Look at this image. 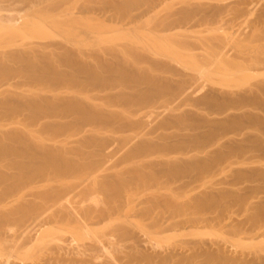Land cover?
Instances as JSON below:
<instances>
[{
	"label": "rangeland",
	"instance_id": "374dc122",
	"mask_svg": "<svg viewBox=\"0 0 264 264\" xmlns=\"http://www.w3.org/2000/svg\"><path fill=\"white\" fill-rule=\"evenodd\" d=\"M211 1L0 0V202L10 198L0 212L37 222L22 232L27 221L5 215L2 264H264V47L236 59L246 47L230 44L221 56L228 26L213 30L212 19L240 11L241 0ZM263 6L248 37H264ZM120 50L146 60L134 71ZM33 136L52 156L66 149L52 162L65 168L49 167ZM58 196L66 203L53 205Z\"/></svg>",
	"mask_w": 264,
	"mask_h": 264
},
{
	"label": "bare ground",
	"instance_id": "6f19581e",
	"mask_svg": "<svg viewBox=\"0 0 264 264\" xmlns=\"http://www.w3.org/2000/svg\"><path fill=\"white\" fill-rule=\"evenodd\" d=\"M147 1L149 2V0H147ZM172 1H173V0H172ZM209 1H211V0H209ZM233 1H234V0H233ZM237 1H238V0H237ZM241 1H242V0H241ZM241 1H239L240 3L238 2V4H240V5H238L237 3H236V4H237L238 6H237L236 4H235V5H236V8L240 6L238 9H240L241 12H242L241 9H242L243 7H245V9L243 8V9H244V12H242V14H241L242 16H241V15L237 16V12L240 13V11H234V10H233L236 14L233 13V11H230V14H231V12H232V14L236 15V16H235L236 19H235V17H233V15H231V16H232V19H231V18H230V14H229V17H228V18H230V19H228L227 17H225V15H223L224 13L222 14V13L220 12V15H218L219 13H217V15L219 16V18L223 16L222 18H220V19H222V20H218L219 18H218V16L215 14V16L217 17V20H218V21H213V20H215V19L213 18V19H212V24H211V23H208V25L211 24L210 28H211L212 25H213V27H212L211 29H213V28H215V29L218 28V29H219V28H220L221 31L223 30V33H224V30H227V29H226V28H225V29H224V28L221 29V28L224 27V26H226V25L228 26V31H226L227 33L225 32V34H226L225 37H228V38H227V40H226L225 45H223V50H222L221 47H219V49H220L219 52H220V53H221V51L223 52V53H221V56H225V55L227 54V53H225V51H224L225 49H224V48H226V46H228V45H230V44H233L234 48L237 49V50H239L240 46H244V48L246 47V49H245L244 52H242V53H235L234 58H236V59H237V58H244V57H245V58H249V57L256 58V57H258V56L261 54L262 49H263V47H264V37H262V36H261V37H258V38H255V37H254V38H253V37H248L249 34H248V35L245 34V33H246L245 29H246V27H248V22L250 21L249 18H250V16L252 15L251 13L254 12L255 7H257V5H258V3H259L260 0H245V1H243V5H244V6H241V3H242ZM179 2H180V1H179ZM186 2H187V1H186ZM213 2H214V1H213ZM213 2L211 1V3H213ZM216 2L218 3V1H215L214 3H216ZM220 2H222V0H221ZM150 3H151V5H152V2H150ZM158 3H160V2H158ZM164 3H165V2H164ZM166 3H168V2H166ZM177 3H178V2H177ZM217 3H216V4H217ZM222 3H223V2H222ZM222 3H218V5L220 4L219 7H224V6H225V5L223 6ZM225 3H226V2H225ZM229 3H230V2H229ZM153 4H154V3H153ZM207 4H210V3H207ZM223 4H224V3H223ZM226 4H227V3H226ZM231 4H232V3H231ZM154 5L157 6V4H154ZM154 5H153V6H154ZM162 5H163V4H162ZM162 5H161V6H162ZM193 5H194V4H193ZM196 5H197V4H196ZM213 5H214V4H213ZM213 5H209V7L207 6L208 9H212V8H210V6L213 7ZM218 5L215 6L216 8H214V7H213V8L216 9V10L221 9V8L218 7ZM221 5H222V6H221ZM227 5H228V4H227ZM199 6H200V5H199ZM229 6H230L231 8H232V6L234 7L233 4H232V5H228V7H229ZM164 7H165V6H164ZM195 7H196V6H195ZM207 7H206V8H207ZM230 7H229V8H230ZM263 7H264V6H263ZM154 8H155V7H154ZM185 8H186V7H185ZM152 9H153V8H152ZM152 9H151V10H152ZM181 9H182V8H181ZM186 9H187V8H186ZM191 9H192V8H191ZM194 9H195V8H194ZM214 9H213V11L215 12ZM225 9H226L225 11L228 10V9H227V6H226ZM151 10H150V12L152 13ZM154 10H155V9H154ZM157 10H158V9H157ZM159 10H160V9H159ZM221 10H222V9H221ZM229 10H232V9H229ZM229 10L227 11V16H228V12H229ZM255 10H256V9H255ZM160 11H161V10H160ZM185 11H186V10H185ZM213 11L210 10L209 13L212 14V15H208V17H209L208 19H209L210 21H211V16H214V15H213V14H214ZM225 11H224V12H225ZM256 11H257V10H256ZM261 11H262V9H261ZM261 11H260V12H261ZM193 12H194V11H193ZM198 12H199V11H198ZM198 12H197V13H198ZM204 12H205V11H204ZM212 12H213V13H212ZM217 12H219V10H218ZM140 13H141V12H140ZM157 13H159V12H157ZM194 13H196V12H194ZM197 13H196V14H197ZM201 13H202V12H201ZM206 13H207V12H206ZM209 13H207V14H209ZM147 14H149V13H147ZM175 14H177V13H175ZM182 14H183V16H185L186 13H182ZM202 14H203V13H202ZM207 14H206L205 16H207ZM221 14H222V16H221ZM262 14H264V9H263ZM262 14H260V17L262 16ZM138 15H139V14H138ZM172 15H173V14H172ZM193 15H194V14H193ZM203 15H204V14H203ZM244 15H245V16H244ZM128 16H129V15H128ZM143 16H144V15H143ZM145 16H146V15H145ZM157 16H158V15H157ZM177 16H178V15H177ZM187 16H188V15H187ZM197 16H198V15H197ZM166 17H169V16H166ZM166 17H165L164 19L167 20L168 18H166ZM173 17H174V16H173ZM188 17H189V16H188ZM194 17H195V16H194ZM216 17H215V18H216ZM258 17H259V16H258ZM136 18H137V16H136ZM136 18H135V19H136ZM141 18H143V17H141ZM141 18H140V19H141ZM151 18H152V17H151ZM177 18H178V17H177ZM177 18H174L175 20H173V21H174V22L177 21V20H176ZM195 18H197V17H195ZM200 18H201V17H199V19H200ZM202 18H203V16H202ZM262 18L264 19V17H262ZM155 19H156V16H155ZM158 19H159V18H158ZM158 19H157V20H158ZM179 19H180V18H179ZM197 19H198V18H197ZM204 19H205V18H204ZM208 19H205V22H206V20H208ZM223 19H224V20H223ZM259 19H260V18H259ZM143 20H144V19H143ZM147 20H148V19H147ZM149 20H151V19H149ZM149 20H148V21H149ZM180 20H181V19H180ZM182 20H184V19H182ZM200 20L203 21L202 19H200ZM200 20H199V23L196 22V24L198 23V24L200 25L201 23H203V22L200 23ZM144 21H145V20H144ZM144 21H141V22H144ZM178 21H179V20H178ZM178 21H177V23H178ZM186 21H188V19H187ZM194 21H195V20H194ZM197 21H198V20H197ZM260 21H261V20H260ZM141 22H140V23H141ZM149 22H150V21H149ZM149 22H148V23H149ZM180 22H181V23H180ZM190 22H192V21L190 20ZM190 22H189V23H190ZM154 23H155V22H154ZM157 23H159V22H157ZM165 23H167V22H165ZM182 23H184V22H183V21H179V23H178L179 25H173V22H172L171 24L173 25V27L180 26V24H181V25L183 26L182 29H184V26L187 25L188 22H187L186 24L184 23L185 25L182 24ZM138 24H139V23H138ZM150 24H151V23H150ZM160 24H161V21H160ZM163 24H164V23H163ZM167 24H168V23H167ZM167 24H166V25H167ZM171 24H170V26H172ZM174 24H175V23H174ZM194 24H195V23H194ZM198 24H197V25H198ZM206 24H207V22H206ZM206 24H204V26H205ZM222 24H223V25H222ZM145 25H146V24H145ZM145 25H144V26H145ZM148 25H149V24H148ZM157 25H158V24H157ZM157 25H156V26H157ZM164 25H165V24H164ZM166 25H165V26H166ZM201 25H202V24H201ZM221 25H222V26H221ZM144 26H143V27H144ZM156 26H154V28H155ZM165 26H164V27H165ZM193 26H194V25H193ZM195 26H196V25H195ZM227 26H226V27H227ZM158 27H161V25L158 26ZM158 27H157V28H158ZM166 27H167V26H166ZM173 27H172V28H173ZM180 27H181V26H180ZM185 27H186V26H185ZM187 27H189V26H187ZM208 27H209V26H208ZM152 28H153V27H152ZM167 28H168V27H167ZM203 28H207V27L205 26V27H203ZM210 28H209L208 30H210ZM169 29H171V27H169ZM169 29H168V30H165V31L168 32ZM176 29H177V27H176ZM191 29H192V26H191ZM144 30H145V28H144ZM152 30H153V29H152ZM157 30H159L158 32H160V29H157ZM162 30H163V28H162ZM172 30H174V29H171V31H172ZM199 30H200V29H199ZM213 30H214V29H213ZM213 30H211V31H213ZM146 31H147V30H146ZM155 31H156V29H155ZM184 31H185V30H184ZM194 31H195V30H194ZM211 31H210V32H211ZM221 31H220V32H221ZM139 32H140V31H139ZM143 32H144V31H143ZM173 32H174V31H173ZM216 32H217V33H220V32H218V31H216ZM150 33H151V32H150ZM153 33H154V32H153ZM184 33H185V32H184ZM184 33H183V36H184ZM217 33H215V34L218 35ZM178 34H179V33H178ZM213 34H214V32H213ZM213 34H212V37H213ZM140 35H141V34H140ZM140 35H139V36H140ZM142 35H143V34H142ZM149 35H150V34H149ZM157 35H158V34H157ZM166 35H167V34H166ZM168 35H169V34H168ZM168 35H167V36H168ZM181 35H182V33H181ZM187 35H190V34H187ZM198 35H199V34H198ZM220 35H221V33H220ZM154 36H155V35H154ZM158 36H161V34H159ZM167 36H166V37H167ZM169 36H170V35H169ZM178 36H179V35H178ZM185 36H186V35H185ZM203 36H204V35H203ZM203 36H202V37H203ZM209 36H210V35H209ZM214 36H215V35H214ZM223 36H224V35H222L221 37H223ZM142 37H143V36H142ZM144 37H145V36H144ZM152 37H153V36H152ZM156 37H157V36H156ZM172 37H173V36H172ZM190 37H191V36H190ZM204 37H205V36H204ZM206 37H207V35H206ZM212 37H211V38H212ZM216 37H217V39L220 38L219 36H216ZM225 37H224V38H225ZM140 38H141V36H140ZM150 38H151V36H150ZM150 38H149V39H150ZM161 38H162V37H161ZM170 38H171V37H170ZM173 38H174V37H173ZM175 38H176V37H175ZM149 39H148V40H149ZM162 39H163V38H162ZM177 39H178V38H177ZM181 39H182V38H181ZM183 39H184V38H183ZM183 39H182V41H183ZM212 39H215V38H212ZM225 39H226V38H225ZM141 40H142V39H141ZM141 40H140V41H141ZM145 40H146V39H145ZM145 40H144V41H145ZM148 40H147V41H148ZM171 40H172V38H171ZM205 40H208V39H205ZM133 41H134V40H133ZM147 41H146V42H147ZM152 41H153V40H152ZM168 41H169V39H168ZM168 41H167V42H168ZM178 41H179V40H178ZM182 41H181V42H182ZM187 41H188V39H187ZM208 41L211 42V40H208ZM213 41H215V40H213ZM154 42H155V40H154ZM179 42H180V41H179ZM141 43L144 44L143 40L141 41ZM152 43H153V42H151V44H152ZM124 44L126 45L127 43H124ZM124 44H121V45H124ZM142 44H141V45H142ZM153 44H154V43H153ZM181 44H182V43H181ZM181 44H180V45H181ZM223 44H224V43H223ZM132 45H133V43H132ZM146 45H147V44H146ZM147 46H148V45H147ZM152 46H153V45H152ZM220 46H221V45H220ZM125 47H126V46H125ZM130 47H132V49L134 48V46H130V45H129V49H128V50H132ZM139 47H141V46H139ZM139 47H138V48H139ZM149 47H150V46H149ZM115 48H116V47H115ZM145 48H146V46H145ZM147 48H148V47H147ZM147 48H146V49H147ZM117 49H118V48H117ZM122 49H123V50H122ZM122 49H121L122 51L127 50V48L124 50V47H123ZM135 49H136V51H137V47H136ZM135 49H134V52H135ZM146 49H145V50H146ZM150 49H151V48H150ZM118 50H119V49H118ZM121 50H120V51H121ZM140 50H141V49H140ZM140 50H139V54H140L142 51H144V50H142V51L140 52ZM115 51H117V50H115ZM115 51H114V52H115ZM122 51H121V53L119 52V54H121L122 56H120L119 54H118V55H119L120 57H123L122 59H124V60H126L125 58H127V60H128L129 62L127 63V61H126V63L129 64L130 61H131V59H129V58L131 57V55H130L129 58H128V57H125V58H124V56H123V54H122V53H123ZM235 51H236V50H235ZM128 52H129V51H128ZM128 52H126V56H127ZM132 52H133V51H132ZM144 52H145V51H144ZM144 52H142V53H144ZM148 52H149V51H148ZM155 52H156V51H155ZM236 52H237V51H236ZM136 53L138 54V52H136ZM142 53H141V54H142ZM216 53H217L216 55L219 54L218 52H216ZM129 54H130V53H129ZM137 54H136V55H137ZM139 54L137 55L138 58L143 57V55L141 56V54H140V56H139ZM145 54H147V53L145 52ZM145 54H144V55H145ZM150 54H152V53L150 52ZM150 54H149V56H150ZM113 55H115V53H114ZM113 55H111V56H113ZM118 55H117V56H118ZM134 55H135V54H134ZM147 55H148V54H147ZM214 55H215V54H214ZM214 55H213V56H214ZM36 56H37V55H36ZM36 56H35V58H36ZM96 56H97V55H96ZM117 56H116V57H117ZM119 56H118V57H119ZM145 56H146V55H145ZM219 56H220V54H219ZM30 57H31V56H30ZM30 57L28 58V60L25 61V63H26L25 66H26L27 69H30V68L34 69L33 67H35V66L38 64V63L35 64V61H36L37 58H36L34 61H32V60L30 59ZM216 57H217V56L211 57V59H213V58L216 59ZM131 58H132V60H133V58L136 59V57H134L133 54H132V57H131ZM138 58H137V59H138ZM148 58H149V57L147 56V59H148ZM150 58H151V56H150ZM153 58H154V57H153ZM218 58H219V57H218ZM29 59H30V60H29ZM114 59H115V58H114ZM141 59H142V58H141ZM219 59H220V58H219ZM92 60H93V59H92ZM102 60H103V59H102ZM144 60H146V59H143L142 61H144ZM152 60H153V59H152ZM99 61H100V59H99ZM120 61H121V59H120ZM134 61L137 62V65H136L137 67H138V65H140V64L142 63L141 60H139V62H138L137 60H134ZM134 61H133L132 63H134ZM140 61H141V62H140ZM148 61H149V60H148ZM154 61H155V62H154L155 65H157V64L159 63V62L156 63V60H154ZM94 62H95V61H94ZM97 62H98V61H97ZM117 62H118V61H117ZM121 62H122V61H121ZM121 62H119V64H122V65H123V64L125 63V62H122V63H121ZM95 63H96V62H95ZM101 63H102V62H101ZM101 63H100V64H101ZM132 63H130L131 66H130V65H129V66L134 70L133 67H136V66H133V65H135V63H134V64H132ZM139 63H140V64H139ZM143 63H144V62H143ZM145 63H146V61H145ZM145 63H144V65H145ZM147 63H148V62H147ZM162 64H163V63H162ZM122 65H121V67H122ZM149 65H150V64H149ZM155 65H154V66H155ZM129 66H128V67H129ZM132 66H133V67H132ZM146 66H147V65H146ZM164 66H165V65H164ZM164 66H163V68H164ZM114 67H115V65H114ZM124 67H125V65H124ZM149 67H150V66H149ZM167 67H168V66H167ZM116 68H117V67H116ZM122 68H123V67H122ZM125 68H126V67H125ZM141 68H142V65H141ZM141 68H139V69H141ZM150 68L154 69L155 67H150ZM157 68H158V67H157ZM161 68H162V66L160 65V69H161ZM136 69H137V68H136ZM143 69H144V68H143ZM152 69H151V70H152ZM168 69H169V68H167V71H168ZM88 70H89V69H88ZM109 70H110V69H109ZM121 70H122V69H121ZM124 70H125V69H124ZM133 70H131V69L129 68L128 71H129V73H130V71L133 72ZM147 70H148V68L145 69L144 71L147 72ZM155 70H158V69L155 68L154 71H155ZM161 70H162V69H161ZM169 70L172 71V69H169ZM83 71H84V70H83ZM94 71H95V70H94ZM125 71H126V70H125ZM134 71H135V70H134ZM140 71H141V70H140ZM140 71L137 70L136 72H139V74H140ZM167 71L165 70V73H166ZM171 71H170V72H171ZM173 71H174V70H173ZM120 72H121V71H120ZM158 72H161V71L158 70ZM162 72H163V71H162ZM76 73H77V72H76ZM100 73H101V72H100ZM125 73L128 74V72H125ZM141 73H142V72H141ZM171 73H172V72H171ZM174 73H177V72L175 71ZM74 74H75V73H74ZM86 74H87V73H86ZM94 74H95V73H94ZM133 74H135V73L133 72ZM136 74H137V73H136ZM160 74H162V73H160ZM172 74H173V73H172ZM122 75H123V74H122ZM155 75H156V74H155ZM162 75H163V74H162ZM85 76H86V75H85ZM135 76H136V75H135ZM170 76H171V75H169V77H170ZM125 77H126V76H125ZM88 78H89V77H88ZM135 78H137V77H135ZM166 78H167V77H166ZM174 78H175V77H174ZM99 79H100V78H99ZM127 80H128V79H127ZM184 88H185V87H184ZM85 93H86V92H85ZM141 93H142V92H141ZM127 94H128V93H127ZM126 96H127V95H126ZM140 96H141V95H140ZM130 97H131V96H130ZM123 98H124V95H123ZM128 98H129V97H128ZM140 98H141V97H140ZM124 99H125V98H124ZM129 100H131V99L129 98ZM140 100H141V99H140ZM143 101H144V100H143ZM141 102H142V101H141ZM142 103H143V102H142ZM76 106H77V105H75V107H76ZM83 106H84V105H83ZM89 106H90V105H89ZM79 107H80V106H79ZM81 107H82V106H81ZM85 107H86V109L88 108V106H86V105L84 106V108H85ZM76 108H78V107H76ZM84 108H80V109H84ZM89 108H90V107H89ZM78 109H79V108H78ZM90 110H93V109L90 108ZM90 110H89V109L86 110L87 113L90 112ZM86 111H85V113H86ZM81 112H82V110H81ZM83 112H84V111H83ZM93 112H94V111H93ZM93 112L91 111V113H93ZM87 113H86V114H87ZM83 114H84V113H82V115H83ZM93 114H94V113H93ZM79 115L81 116V113H79ZM89 115L91 116V118H92V116H94V115H91V114H89ZM85 116H86V115H84V117H85ZM90 116L87 115V118L90 117ZM95 116H96V114H95ZM98 116H99V115H98ZM96 117H97V116H96ZM96 117H94V118H96ZM85 118H86V117H85ZM94 118H92V120H93ZM82 119H83V118H82ZM99 119H100V118H99ZM95 120H96V119H95ZM120 120H121V119H120ZM118 122H119V121H118ZM91 137H92V136H91ZM33 138H34V140L36 139V141L33 140L34 143L32 142V145H34V146H32V147L36 148V149H37L38 151H40L41 153L43 152V154H40V152H38V153H39L40 155L43 156V157H42L43 159L45 158V160H46V159L49 160V161L46 160L47 163H50V162H51L50 164H47V165H49V167H52V166L55 165V164L52 165L53 158L55 159V157L58 156V154H59V156L61 155V157H62V152H64V153H65V152H68V151H66V149H63L64 151H62V149H59V151L61 150V152H59V151H58L59 153L54 152L55 154H53V153L51 152V153L53 154V156H52V155H50V154L48 153L47 150H48L50 147H46V145H44V143H46V142H44L43 138H42V141H43L44 143L41 142V140H40L41 137L39 138V136H33ZM89 138H90V137H89ZM95 140H96V139H95ZM95 140H94V142H95L94 145L96 144V141H95ZM87 141L89 142L90 140H87ZM87 141L84 142V146H85V144H88V143H86ZM42 145H44V146H42ZM92 145H93V144H91V146H92ZM144 145H145V144H144ZM144 145H143V146H144ZM86 146H88V145H86ZM141 146H142V145H141ZM43 147H44V148H43ZM53 147H54V146H53ZM147 147H148V146H147ZM147 147H145V148H147ZM34 148H32V149L34 150ZM45 148H46V150H45ZM56 148H57V147H56ZM56 148H54V149H56ZM61 148H62V147H61ZM36 149H35V150H36ZM57 149H58V148H57ZM35 150L32 152L33 154H34V152H36ZM52 150H53V149H52ZM54 151H55V150H54ZM80 151L82 152L83 150H80ZM15 152H16V151H15ZM49 152H50V151H49ZM81 152L78 151V153H81ZM38 153L36 152V154H38ZM56 153H57V154H56ZM64 153H63V154H64ZM30 154H31V153H30ZM30 154H29V155H30ZM33 154H31L30 156H32ZM71 154H72V153H71ZM54 155H55V157H54ZM68 155H69V154H68ZM30 156H29V158H30ZM32 157L35 158V156H32ZM32 157H31V159H32ZM37 157H39V155H38ZM56 158H59V157H56ZM39 159H40V157H39ZM33 160H34V159H33ZM41 160H42V159H41ZM71 160H72V159H71ZM28 161H30V160H27V161H26V166H27V167H28L29 163L31 162V161H30V162H28ZM42 161H43V160H42ZM58 162H59V161H58ZM61 162H62V161H61ZM68 162H69V161H66V163H65V164H66V167L68 166L67 168H69V167L72 165V164L70 165V162H69V163H68ZM22 163H23V162H22ZM54 163H55V162H54ZM67 163H68L70 166H69ZM27 164H28V165H27ZM30 164H32V163H30ZM56 164L58 165L59 163H56ZM61 164H62V163H61ZM65 164H64V165H65ZM33 165H34V163H33ZM51 165H52V166H51ZM57 165H55L57 168H60V167L62 168V167H64V166H59L60 164H59L58 166H57ZM74 165H75V167H76V164H74ZM74 165H72L71 168H69L70 170L66 168V169H67L66 172H69V171L71 172V170H73V169L75 168ZM20 166H21V165H20ZM30 166H31V165H29V168H30ZM22 167H23V166H21V168H22ZM27 167H24V168H27ZM31 167H32V166H31ZM72 167H74V168H72ZM64 168H65V167H64ZM17 169H18V168H17ZM19 169H20V168H19ZM26 170L28 171V168L25 169V171H26ZM29 170H30V169H29ZM22 171H23V170H22ZM73 171H74V170H73ZM16 172H18V171L16 170ZM56 172H57V171H56ZM76 172H77V171H76ZM2 173H4V172H2ZM30 173H31V172H30ZM63 173H64V172H63ZM74 173H75V172H74ZM4 174H7V173H4ZM8 174H9V173H8ZM23 174H24V173H23ZM92 174H93V173H92ZM71 175H72V174H71ZM75 175H76V173H75ZM90 175H91V174H90ZM83 176H86V175H83ZM68 177H69V175H68ZM89 177H90V176H89ZM89 177H88V179H91V178H89ZM91 177H92V176H91ZM0 178H2V177H0ZM11 178H12V177H11ZM31 178H32V177H31ZM81 178H82V177H81ZM7 179H8V178H7ZM83 179L85 180L86 177H84ZM14 180H15V179H14ZM3 181H4V180H3ZM8 181H9V180H8ZM17 181H18V180H17ZM66 181H68V180H66ZM77 181H78V180H77ZM77 181H76V182H77ZM85 181H87V180H85ZM93 181H94V180H93ZM76 182H75V183H76ZM79 182H82V181H79ZM90 182H91V181H90ZM5 183H6V182H5ZM21 183H22V182H21ZM87 183H88V182H87ZM11 184H12V183H11ZM49 184H51V182H50ZM52 184H53V183H52ZM66 184H67V183H66ZM83 184H85L84 181H83ZM94 184H95V181H94ZM26 185H27V183H26ZM8 186H9V185H8ZM50 186H52V185H50ZM50 186H49V187H50ZM69 186H70V185H69ZM71 186H72V185H71ZM73 186H74V185H73ZM73 186H72V187H73ZM75 186H77V185H75ZM94 186H95V185H94ZM20 187L22 188V186H20ZM45 187H46V186H45ZM59 187H60V186H59ZM76 188H77V187H76ZM80 188H81V187H80ZM48 189H49V188H48ZM48 189H47V190H48ZM67 189H71V188H67ZM73 189H74V188H73ZM73 189H71V190H73ZM9 190H10V189L5 190L6 195H7V194L9 195V193H8ZM37 190H39V189L37 188ZM42 190H43V189H42ZM10 191H13V190H10ZM18 191H19V190H18ZM39 191H41V190H39ZM44 191H46V189H44ZM67 191H69V190H67ZM15 192H16V191H15ZM30 192H31V191H30ZM11 193H12V192H11ZM13 193H14V192H13ZM18 193H19V192H18ZM21 193H22V192H21ZM33 193H34V191H33ZM41 193H42V192H41ZM44 193H45V192H44ZM44 193H43V194H44ZM47 193H48V192H47ZM50 194H51V192H50ZM4 195H5V194H4ZM38 195H39V194H38ZM40 195H41V194H40ZM62 195H63V194H62ZM2 196H3V195H2ZM13 196H15V194H14ZM18 196H19V195H18ZM22 196H24V195H21V197H22ZM26 196H27V195H26ZM53 196H54V195H53ZM11 197H12V196H11ZM33 197H35V195H33ZM33 197H31V198H33ZM58 197H59V196H58ZM67 197H68V196H67ZM67 197H66V198H67ZM29 198H30V197H29ZM31 198H30V200H31ZM59 198H60V199H58V200H59V203H58V200H57V202L55 201L57 204L54 202L53 205L55 204V206H56V205H58V204H60V203H61V205L64 204V203H66L65 201H64V202L61 201V199H63L64 197H61V196H60ZM15 199H16V198H15ZM20 199H21V198H20ZM27 199H28V198H27ZM33 199L35 200V198H33ZM46 199H47V198H46ZM4 200H5V201H7V200L10 201V198H8L7 200L4 198ZM13 200H14V199H13ZM34 200H33V201H34ZM63 200H65V199H63ZM5 201H3V202H5ZM15 201H17V200H15ZM25 201H27V200H25ZM31 201H32V200H31ZM31 201H29V199H28V202H31ZM35 201H36V200H35ZM78 201H79V200H78ZM3 202H0V203L3 204ZM12 202H13V201H12ZM20 202H21V201H20ZM28 202H27V203H28ZM46 202H47V201H46ZM62 202H63V203H62ZM15 203H16V202H15ZM21 203H22V202H21ZM21 203H20V204H21ZM34 203H35V202H34ZM40 203H41V201H40ZM47 203H48V202H47ZM8 204H9V202H8ZM8 204H7V207H8ZM10 204H11V203H10ZM20 204H18V205L21 206ZM22 204H24V202H23ZM37 204H38V203H37ZM0 205H1V204H0ZM12 205H13V204H11V206H12ZM26 205H27V204H25V206H26ZM43 205H44V202H43L42 205L37 206V208L40 207V206H43ZM46 205H49V204H46ZM46 205H45L44 207H46ZM50 205H52V203H51ZM53 205H52V206H53ZM1 206H4V205H1ZM5 206H6V205H5ZM13 206H14V205H13ZM22 206H23V205H22ZM25 206H24V207H25ZM35 206H36V204H35ZM63 206H64V205H63ZM92 206H93V205H92ZM59 207H60V206H59ZM64 207H65V206H64ZM26 208H28V206H27ZM32 208H33V207H32ZM42 208H43V207H42ZM49 208H50V207H48V210H49ZM55 208L57 209V207H55ZM55 208H54V211L56 210ZM65 208H66V207H65ZM78 208H80V207H78ZM1 209H2V207H1ZM24 209H25V208H24ZM40 209H41V208H40ZM40 209H38V210H40ZM50 209H52V208H50ZM58 209H60V208H58ZM81 209L83 210V208H81ZM81 209H80V210H81ZM91 209H92V208H91ZM8 210H9V209H8ZM8 210L6 211V214H7V213H8V214H9V213H10V214H13V213H14L15 216H12V215L9 214L10 217H8V215L5 214V215L7 216V218H6L7 221H8V220H11V218L13 217V218H14V220H12L13 222H11V221H10V222H11V223L16 222V225H18V223H17V222H18V219H16V221H15V217L17 218L18 215L16 216V213L19 212V211H16V213H15V211H13V210H10L9 212H8ZM14 210H15V209H14ZM18 210H20V209H18ZM44 210L47 211V207H46V209L44 208ZM73 210H74V209H73ZM4 211H5V210H4ZM11 211H13V212H11ZM20 211H21V210H20ZM23 211H24V210H23ZM27 211H28V209H27ZM78 211H79V210H78ZM83 211H84V210H83ZM91 211H92V210H91ZM91 211H90V212H91ZM39 212H40V211H39ZM41 212H44V211L42 210ZM50 212H51V211H50ZM73 212H75V210H74ZM73 212H72V213H73ZM2 213H3V212H2ZM19 213H20V212H19ZM21 213H22V212H21ZM25 213H27V212H25ZM25 213H24V214H25ZM28 213H29V212H28ZM31 213H32V212H31ZM34 213H37V212H34ZM44 213H46V212H44ZM44 213H43V214H44ZM75 213H76V212H75ZM75 213H74V214H75ZM78 213H79V212H78ZM88 213H89V212H88ZM43 214L41 213V216H42ZM46 214H47V213H46ZM46 214H44V215H46ZM76 214H77V213H76ZM0 215H1V217H0L1 220H0V221H2V220H6V219H4V218L6 217L5 215H2L1 212H0ZM34 215H35V214H34ZM34 215H33V216H34ZM67 215H68V214H67ZM70 215H71V214H70ZM70 215H69V217H70ZM11 216H12V217H11ZM24 216H26V215H24ZM33 216H32V217H33ZM36 216L38 217V216H40V215L37 214ZM36 216H35L34 218H36ZM46 216H47V215H46ZM50 216H51V215H50ZM75 216H76V215H75ZM77 216H78V214H77ZM85 216H86V215H85ZM88 216H89V215H88ZM18 217L22 218L23 215L20 214V216H18ZM28 217H29V216H28ZM30 217H31V216H30ZM30 217H29L27 220H25L27 217H26V218H22L21 221H22V222L24 221V223H26V221H27V224H24V226H25L24 229L20 228L21 231H22V230H26V229L28 228L27 225H28V224L30 225V223H28V222L30 221ZM72 217H73V216H72ZM72 217H71V218H72ZM8 218H10V219H8ZM20 218H19V220H20ZM34 218H33V220H34ZM40 218L42 219V217H39V218H38L39 221H40ZM43 218H44V217H43ZM73 218H74V217H73ZM73 218H72V219H73ZM75 218H76V217H75ZM90 218H91V216H90ZM36 219H37V218H36ZM36 219H35V220H36ZM44 219H45V218H44ZM49 219H50V217H49ZM31 220H32V219H31ZM35 220H34V221H35ZM46 220H47V219H46ZM76 220H77V219H76ZM76 220H75V222H76ZM84 220H85V219H84ZM84 220H82V221L84 222ZM90 220H92V219H90ZM95 220H96V219H95ZM21 221H20V222H21ZM36 221H37V220H36ZM43 221H44V220H43ZM92 221H94V219H93ZM4 222H5V223H8V222H6V221L0 222V223H4ZM32 222H33V221H32ZM41 222H42V221H41ZM45 222H46V221H45ZM45 222H44V223H45ZM5 223H4V224H5ZM11 223H10V224H11ZM33 223H35L34 225H35V227H36L37 222H33ZM33 223H32L30 226L28 225V226L30 227V229H27L28 231L31 230V229H34V228H35V227L33 226ZM90 223H91V222H90ZM4 224H2V225L0 224V227L3 226ZM14 224H15V223H14ZM14 224H13V225H14ZM19 224H20V223H19ZM40 224H41V223H40ZM77 224H78V223H77ZM20 226H23V225L20 224ZM3 227H4V226H3ZM15 227H16V226H15ZM18 227H19V226H18ZM18 227H17V228H18ZM26 227H27V228H26ZM31 227H32V228H31ZM38 227H39V226H38ZM1 228H2V227H1ZM5 228H6V227H5ZM7 228H8V226H7ZM38 229H39V228H38ZM9 230H10V229H9ZM9 230H7V232H8ZM34 230H36V228H35ZM34 230H32V232H33ZM5 231H6V229H5ZM5 231H3V229H2V233L5 232ZM10 231H11V230H10ZM14 231H15V230H14ZM18 231H19V230H18ZM18 231H15V233L18 232ZM43 231H44V230H43ZM19 232H20V231H19ZM19 232H18V233H19ZM22 232H23V231H22ZM24 232H25V231H24ZM30 232H31V231H30ZM0 233H1V232H0ZM11 233H12V232H11ZM13 233H14V232H13ZM33 233H34V232H33ZM27 234H28V233H27ZM30 234H31V233H30ZM35 234H36V233H35ZM8 235H9V233H8ZM10 235H11V234H10ZM21 235H22V234H21ZM2 236H3V234H2ZM4 237H5V236H4ZM6 237H7V238H10V237H8V236H6ZM29 237H31V235H30ZM15 238H16V237H15ZM10 239H12V238H10ZM13 239H14V237H13ZM2 240H3V239H2ZM4 240H5V239H4ZM4 240H3V241H4ZM8 240H9V239H8ZM31 240H32V239H31ZM35 240H36V238H35ZM5 241H6V240H5ZM5 241H4V242H5ZM6 242H9V244H10V241H6ZM16 242H17V240H16ZM34 242H35V241H34ZM13 243H14V241H13ZM31 244H34V243H31ZM11 245L14 246L12 243H11ZM11 245H10V246H11ZM27 245H28V242H27ZM27 245H26V246H27ZM8 247H9V246H7V248H8ZM5 248H6V247H5ZM63 250H64V249H63ZM77 250H78V249H77ZM64 252H65V251H64ZM64 256H65V255H64ZM1 257H2V256H1ZM61 258H62V257H61ZM93 258H94V257H93ZM2 259H3V257H2ZM2 261H3V260H2ZM0 263L2 264V262H0ZM110 263H111V262H110ZM110 263H109V264H110ZM18 264H20V263H18Z\"/></svg>",
	"mask_w": 264,
	"mask_h": 264
}]
</instances>
